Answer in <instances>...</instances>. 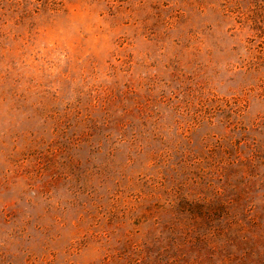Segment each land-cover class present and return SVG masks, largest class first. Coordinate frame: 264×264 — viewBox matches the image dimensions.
I'll use <instances>...</instances> for the list:
<instances>
[{"label":"rangeland","instance_id":"374dc122","mask_svg":"<svg viewBox=\"0 0 264 264\" xmlns=\"http://www.w3.org/2000/svg\"><path fill=\"white\" fill-rule=\"evenodd\" d=\"M0 264H264V0H0Z\"/></svg>","mask_w":264,"mask_h":264}]
</instances>
